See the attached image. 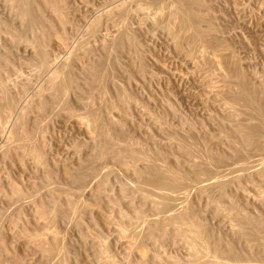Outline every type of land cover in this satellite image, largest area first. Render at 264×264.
<instances>
[{
  "label": "rangeland",
  "instance_id": "1",
  "mask_svg": "<svg viewBox=\"0 0 264 264\" xmlns=\"http://www.w3.org/2000/svg\"><path fill=\"white\" fill-rule=\"evenodd\" d=\"M58 1L54 10L42 0H21L22 17L15 1L0 0V54L9 59L0 67L8 88L0 86L10 93L9 105L0 93V264H264V0ZM192 14L198 35L185 18ZM42 48L48 69L37 57ZM93 64H100V77L90 85L83 71ZM50 71L66 87L41 116L34 104L47 99ZM241 91L251 95L252 110L238 98ZM4 103L14 109L9 115ZM248 125L254 136L244 145L233 129ZM95 128L146 154L160 149L162 159L148 153L154 162L144 157L148 162L136 168L151 163L166 177L181 176L182 186L168 181L156 188L149 175L134 177L112 156L89 162ZM175 133L193 148L185 146L196 155L192 162L175 147ZM171 137L178 139L174 145ZM32 148L41 166L29 155ZM87 163L93 171L86 181L67 179L66 172ZM102 180L105 191L97 194ZM53 197L64 211L40 213L38 206L48 210ZM139 210L142 219L135 218ZM176 212L184 217L175 223L177 229L184 223L183 236L168 225ZM150 227L165 237L150 240Z\"/></svg>",
  "mask_w": 264,
  "mask_h": 264
},
{
  "label": "bare ground",
  "instance_id": "2",
  "mask_svg": "<svg viewBox=\"0 0 264 264\" xmlns=\"http://www.w3.org/2000/svg\"><path fill=\"white\" fill-rule=\"evenodd\" d=\"M13 1H15L16 3H17V7H19V9H20V14H21V16L22 17H24V12H23V3L21 2V0H13ZM24 1V0H23ZM44 3H46V5H49V7L50 6H52L53 7V9L55 10L56 8H58V6L56 7V0H42ZM58 1V0H57ZM58 2H60V0L58 1ZM6 3V2H5ZM10 5V4H9ZM8 5V6H9ZM15 6H16V4H14ZM45 5V4H44ZM24 6H25V4H24ZM11 7V6H10ZM13 7V6H12ZM124 7V6H123ZM57 10V9H56ZM53 11V10H52ZM19 12V11H18ZM55 12V11H54ZM57 13H58V11H56ZM189 12V11H188ZM187 11L186 12H183V14L185 13H187L186 15H190V12L188 13ZM57 13H55L56 14V16H57ZM182 13V12H181ZM183 14H181L182 16H183ZM39 15V14H38ZM59 13H58V18H59ZM62 15L63 14H61V16H60V18L62 17ZM181 16V17H182ZM13 17V16H12ZM184 17V16H183ZM182 17V18H183ZM187 17V19H186V21L188 22V24L190 25L191 23H192V27H193V29L191 30L190 29V27H191V25H190V27H189V29L191 30V31H193L194 30V28L196 29L195 31H193L194 33H196L197 34V22H196V20H195V16L192 14V19H191V16H189L190 17V19L191 20H189L188 19V16H185V18ZM58 18H57V20H58ZM63 19H64V17H62ZM181 18V19H182ZM22 19H24V18H22ZM12 20V19H11ZM30 20V19H29ZM184 19H182V21H183ZM25 21V20H24ZM190 21H193V22H190ZM22 22H23V20H22ZM58 22H59V20H58ZM63 22V21H62ZM61 22V20H60V23H62ZM183 22H185V21H183ZM32 23V22H31ZM46 23V22H45ZM182 23V22H181ZM186 23V22H185ZM23 25V24H22ZM95 25V24H94ZM183 25V24H182ZM185 25H187V24H185ZM32 26V25H31ZM188 26V25H187ZM186 26H184V29H186L187 30V28H185ZM48 28V27H47ZM38 29V28H37ZM189 29L187 30V31H189ZM33 30V29H32ZM23 31V30H22ZM37 31V30H36ZM46 31V30H45ZM34 32V31H33ZM36 34V33H35ZM44 34V33H43ZM41 35V34H40ZM198 35V34H197ZM41 37V36H40ZM43 37V36H42ZM194 38L195 37H198V36H193ZM122 39V38H121ZM130 39V38H129ZM195 39H197V38H195ZM127 40V39H126ZM130 40H132V39H130ZM130 40H127V41H130ZM123 41V40H122ZM121 43V42H120ZM123 43V42H122ZM130 43V42H129ZM132 43V42H131ZM130 43V44H131ZM104 46V45H103ZM107 47V46H106ZM44 48H42V49H40L38 52H37V57H38V59L40 60V63H41V65L40 66H42V68L44 67V69L45 68H47L48 69V67H49V65H48V61H47V56H46V52L43 50ZM114 49V48H113ZM6 55V54H5ZM5 55H3V53L2 54H0V67H2L3 66V64H5L6 62V64H8V62L9 61H7V60H9V59H7L6 60V57H7V55L5 56ZM111 55V54H110ZM106 58V57H105ZM102 60V59H101ZM103 61H105V59L103 60ZM99 62H101L102 63V61H99ZM113 63V62H112ZM9 65V64H8ZM100 65V64H99ZM99 65H95V64H93V66H87V67H85L84 68V71L83 72H86V74L87 75H85V76H87L88 77V79L86 78V80H88V82L90 83V85H91V83H95V82H97L98 81V79H99V77H100V68L98 67ZM5 67H7V66H5ZM102 67V66H101ZM3 68V67H2ZM1 69V68H0ZM2 70V69H1ZM1 70H0V74H1ZM40 70V69H39ZM63 70V69H62ZM51 72V74H50V77L48 78V84H47V99H44V98H42V96H40V97H38L37 99H38V101H35V102H37V104L35 103L34 105H36V111H37V113L38 114H40L41 115V113H42V111L44 110V108H46L45 106L47 105V104H50L51 103V105H52V103H54V106H55V101H56V99H59V98H61V97H59V98H57V96H58V94H59V92L60 91H63L62 89H63V86H64V84H63V86L60 84L61 82H62V80H60L59 82H58V72H52V71H50ZM1 76H2V74H1ZM61 78V77H60ZM71 78V77H70ZM62 79H64V78H62ZM66 79V78H65ZM101 79V78H100ZM70 80V79H69ZM68 79L67 80H64V81H66V85H68L69 84V82H71V81H69ZM0 81H1V78H0ZM69 81V82H68ZM4 81H1V83H0V85L2 84V86H4L3 83ZM87 82V83H88ZM72 83V82H71ZM17 84V83H16ZM5 85H6V83H5ZM2 86H0V93H2V95L3 96H5L6 95V97H4V102H7V104H8V102L10 101V99L8 100V101H6L5 99L7 98V93H9V91L7 92V90H5V89H7L6 88V86H4V88L2 87ZM69 86V85H68ZM64 87H66V86H64ZM10 90V89H9ZM21 90V89H20ZM45 91V90H44ZM7 92V93H6ZM19 92V91H18ZM65 92V91H64ZM42 93H44V92H42ZM118 93V92H117ZM10 94V93H9ZM8 94V95H9ZM2 95H0V96H2ZM43 95V94H42ZM121 95V94H120ZM59 96H61V95H59ZM118 96H119V94H118ZM117 96V97H118ZM10 97V96H9ZM3 98V97H2ZM238 98L239 99H241V100H243L246 104H245V106L246 107H248L247 106V104L250 106V105H252V103H251V95L249 94V93H247V92H245V91H241L240 93H238ZM80 99H82V98H80ZM125 98H124V96H123V94L121 95V96H119L118 97V99H117V102L119 101V102H122L123 100H124ZM2 101V100H1ZM13 100H11V102H12ZM58 101V100H57ZM63 101V100H62ZM113 101V100H112ZM111 101V102H112ZM10 102V103H11ZM16 102V101H15ZM59 102V101H58ZM125 102V101H124ZM123 102V103H124ZM13 103V102H12ZM31 103V102H30ZM57 103V102H56ZM61 104V103H60ZM121 104V103H120ZM1 105V104H0ZM9 105V104H8ZM6 106V103H4V106H6L5 107V109H7L8 108V110H9V112H6V114H10V112H11V110L12 109H10L9 107H11V106ZM13 105V104H12ZM112 105V104H111ZM113 105H115V104H113ZM14 107V106H13ZM12 107V108H13ZM252 107H254V106H252ZM256 107V106H255ZM254 107V108H255ZM258 108H259V106H257ZM69 108H70V106H69ZM253 108V110H254V112H256L255 111V109ZM257 108V109H258ZM2 109V108H1ZM248 109H251V106H250V108H248ZM14 110V109H13ZM12 110V111H13ZM23 110V109H22ZM252 110V109H251ZM260 110V109H259ZM258 110V112H260V113H262L261 111H259ZM4 111V112H3ZM35 111V112H36ZM1 113V112H0ZM13 113V112H12ZM8 114V115H9ZM19 114H21V115H19V116H21L19 119H21L23 116H24V114H23V111H22V113H19ZM37 114V115H38ZM231 115H233L232 113H230ZM256 114V113H255ZM263 114V113H262ZM1 115H5V110L4 109H2V113H1ZM35 115V114H34ZM228 115H229V112H228ZM230 115V116H231ZM251 115H254V114H252L251 113ZM250 115V116H251ZM42 116V115H41ZM229 116V117H230ZM234 116V115H233ZM257 116V115H256ZM259 116V115H258ZM263 116V115H262ZM6 117V116H5ZM95 117V116H94ZM228 116H227V118L228 119H230ZM261 117V116H260ZM8 118V117H7ZM10 118V117H9ZM226 118V117H225ZM226 118V119H227ZM252 118V117H251ZM253 118H255V117H253ZM18 119V120H19ZM234 119V118H233ZM257 119V118H256ZM259 119V118H258ZM261 119V118H260ZM263 119V118H262ZM261 119V120H262ZM36 120V119H35ZM231 120H232V117H231ZM112 121V120H111ZM252 121V120H251ZM254 121H255V119H254ZM117 122V121H116ZM262 122V121H261ZM260 122V123H261ZM37 123V122H36ZM107 123H109V122H107ZM25 124H26V122H25ZM39 124V123H38ZM80 124V123H79ZM112 124V123H111ZM119 126V125H118ZM252 126V125H251ZM247 126V127H245V126H236L234 129H233V135H235V137H237L238 138V140L240 139V141H242V142H240V143H242V144H247L252 138H253V136H254V131H253V127L254 126ZM117 127V126H116ZM88 128H90V126L88 127ZM87 128V129H88ZM105 129V128H104ZM119 129V128H118ZM37 130V129H36ZM90 130V129H89ZM88 130V131H89ZM120 130V129H119ZM94 131L95 132H93V129H92V134L93 133H97L96 135H97V137H98V139H97V141H96V143H93V144H96V147L94 148V152H93V155L91 156V160H89V162L91 161V162H93V163H95L94 161H96L97 162V160H98V162H99V159H101L103 156H105V157H107V156H112L111 158H113V161L115 162L116 161V163L118 162V164H120L121 165V167L122 168H124L125 170H130L131 172H132V174L134 175V177H136V178H141V177H147L148 175L150 176V181H152V183H153V185L156 187V188H161V189H163L164 188V186H162V185H164V183H167L168 181H170L171 183H172V185L174 184H179L180 185V183L182 182L181 181V179L182 178H180L179 176H177V175H168V172H167V176L168 177H166L165 175H164V173L165 172H163V171H157L156 170V168L154 167L155 165H152L151 163H153L154 161H152L154 158L153 157H151V159H149L150 157H148L149 155H148V153H149V151H147V154L145 153L146 152V150H145V152H144V148H143V150H140V149H138V150H136V149H133L135 146H133V148L132 147H130L128 144H126V141L125 142H117L116 141V138H113L112 136H110L109 134H108V132H106V131H104V130H102V129H99V128H95L94 129ZM19 132V131H18ZM21 132V131H20ZM25 132V131H24ZM90 132V131H89ZM16 133V132H15ZM26 134H27V132H26ZM26 134H25V136H26ZM111 134V133H110ZM95 135V136H96ZM174 135H178L177 133H175ZM232 135V136H233ZM24 136V137H25ZM32 136H33V134H32ZM40 136V135H39ZM91 136H93V135H91ZM95 136H93V138L92 139H94L93 141L95 142V139L97 138V137H95ZM28 137V136H27ZM34 137V136H33ZM178 137H179V141H178V143H177V141H175V139L177 138V137H175V139L173 138V137H171V139H172V143H173V140L175 141V144H176V146L175 147H177V150H179L182 154H184L185 156H187L188 158H191L190 160H191V162L193 161V159L194 158H192L193 156H194V154H191L190 155V150L189 149H191L190 148V146H189V144L187 143V141H186V144H188V146H187V148L189 147V151L187 150V148L185 147L186 146V144H185V146L183 145V143H181V142H183V141H181L180 139H181V137H180V135H178ZM169 138H170V136H169ZM169 138H166V140L167 139H169ZM21 139H22V137H21ZM26 139V138H25ZM186 139V138H185ZM20 140V139H19ZM29 140H30V138H29ZM34 140V139H33ZM126 140V139H125ZM165 140V141H166ZM170 140V139H169ZM176 140H178V139H176ZM182 140H184V139H182ZM192 140V139H191ZM22 141V140H21ZM24 141V140H23ZM124 141V140H123ZM171 141V140H170ZM189 141V140H188ZM13 142V141H12ZM18 142V141H17ZM167 142H168V140H167ZM20 143V142H19ZM30 143V142H29ZM32 143V142H31ZM132 143V142H131ZM166 143V142H165ZM184 143H185V141H184ZM14 144V143H13ZM21 144V143H20ZM23 144V143H22ZM166 144H168V143H166ZM234 144H235V142H234ZM238 144V143H237ZM134 145V144H133ZM169 145V144H168ZM171 145V144H170ZM173 145H174V143H173ZM192 145V144H191ZM19 146H23V145H19ZM27 146V145H26ZM31 146V145H30ZM93 146H95V145H93ZM131 146H132V144H131ZM236 146V145H235ZM242 146V145H241ZM17 148H18V146H16ZM33 147V146H32ZM137 147V146H136ZM192 147H193V145H192ZM198 147V146H197ZM25 148V147H24ZM39 148V147H38ZM156 148V147H155ZM243 148V147H242ZM5 149V148H4ZM7 149V148H6ZM8 149H9V147H8ZM10 149H11V147H10ZM20 149L21 150H23L21 153H22V156H23V152H25V150L23 149V148H21L20 147ZM31 149V148H30ZM193 149V148H192ZM191 149V150H192ZM2 150V149H1ZM18 150V149H17ZM29 150V149H28ZM156 150V149H155ZM195 150V149H194ZM199 150V149H198ZM7 152H8V150H7ZM9 152H10V150H9ZM201 152H202V150H201ZM26 153V152H25ZM24 153V154H25ZM150 153H151V151H150ZM149 153V154H150ZM152 153H154V156H155V159H156V157H159L160 159H162V157H161V155L164 153H161V150L159 149H157L155 152H154V149H153V152ZM151 153V154H152ZM27 154H28V152H27ZM32 154V157H33V159L35 160V163H37L36 165H38V163H39V165L38 166H41L40 165V162H42L41 160H42V158H41V154H40V152H37V149L35 150H33V148H32V150H31V152H29V155H31ZM201 154V153H200ZM205 154V153H204ZM8 155V154H7ZM6 155V156H7ZM148 155V156H147ZM153 155V154H152ZM151 155V156H152ZM198 155V154H197ZM206 155V154H205ZM4 156V155H3ZM125 156H126V159H124V160H122V157H124L125 158ZM162 156H164V154L162 155ZM196 156V155H195ZM194 156V157H195ZM200 156V155H199ZM127 157L129 158V160H130V164L129 165H127V163L125 164V162L127 161ZM145 157V159L146 160H148V161H150L151 163H144V162H142V168L140 169V168H136V166L139 164L138 162H140V160H142L143 158ZM203 157H205L204 155H203ZM208 157V156H207ZM207 157H205L206 159H207ZM153 158V159H152ZM188 158H187V160H188ZM145 159H143L144 161H145ZM202 159V158H201ZM190 160H189V162H190ZM204 160V159H203ZM209 161H210V159H208ZM101 161V160H100ZM148 161H145V162H148ZM201 161V160H200ZM138 163V164H137ZM204 163H205V161H204ZM208 163V162H207ZM141 164V163H140ZM155 164V163H154ZM82 166H78V169L77 170H73V171H71V172H69L68 170V172H66V177H67V179H69V181H71L72 183L73 182H76V183H80V185H81V183H83L84 182V180H85V177H87L86 176V174H88L87 172H89V170L91 169V163H87L86 165H88V167L86 166V165H83V164H81ZM90 165V166H89ZM136 165V166H135ZM97 166V165H96ZM158 166V165H157ZM90 167V168H89ZM141 167V166H140ZM159 167V166H158ZM94 168V167H93ZM95 169V168H94ZM98 169V168H97ZM157 169H159V168H157ZM162 168H160V170H161ZM162 170H164V169H162ZM90 171H93V170H90ZM96 172H98V171H96ZM170 172V171H169ZM91 173V172H90ZM90 173H89V175H90ZM94 173V172H93ZM173 173H175V172H173ZM45 174H46V172H45ZM175 174H178V173H175ZM44 175V174H43ZM92 175V174H91ZM97 175V174H96ZM45 176V175H44ZM43 176V177H44ZM95 176V175H94ZM47 177H48V175H47ZM99 177V176H98ZM45 178V177H44ZM51 179V178H50ZM66 179V180H67ZM95 179H97V178H95ZM94 179V180H95ZM99 180V179H98ZM104 180V179H103ZM100 181L98 184H97V189H96V193L97 194H102L103 193V191H105L104 190V181ZM141 180V179H140ZM50 181V180H49ZM48 181V182H49ZM69 181H68V183H69ZM86 181V180H85ZM147 181V180H146ZM43 182V181H42ZM52 182V181H51ZM144 182V181H143ZM50 183V182H49ZM48 183V184H49ZM87 183V182H86ZM140 183V182H139ZM43 184V183H42ZM45 184V183H44ZM48 184H46V186L48 185ZM59 184V183H58ZM70 184V183H69ZM73 184H75V183H73ZM72 184V185H73ZM54 185V184H53ZM123 185V184H122ZM139 185H141V184H139ZM151 185V184H150ZM166 185H168V186H170L169 184H165V186ZM41 186V185H40ZM44 186V185H43ZM52 186V185H51ZM62 186V185H61ZM74 186V185H73ZM75 186H77V185H75ZM79 186V185H78ZM180 186H182V185H180ZM37 187V186H36ZM45 187V186H44ZM67 187V186H66ZM66 187H65V189H66ZM167 187V186H166ZM40 188V187H39ZM48 188H50L49 187V185H48ZM57 188V187H56ZM121 188H123V186L121 187ZM125 188V187H124ZM123 188V189H124ZM142 188V187H141ZM141 188H140V190H141ZM155 188V189H156ZM169 188V187H168ZM177 188V187H176ZM51 189H53V193H56L55 191H56V189H55V191H54V188H51ZM64 189V190H65ZM68 189V188H67ZM70 189V188H69ZM49 190V189H48ZM58 190V189H57ZM62 190V189H61ZM63 190V191H64ZM127 189H125V191H126ZM135 190V189H134ZM140 190H138V193H139V191ZM142 190H143V188H142ZM35 192H37V191H35ZM52 192V191H51ZM12 193L14 194V195H16V196H20V190L19 189H17V188H15V187H13L12 188ZM26 193V192H25ZM30 193V192H29ZM66 193V192H65ZM105 193V192H104ZM127 193V192H126ZM141 193V192H140ZM144 193V192H143ZM28 194V193H27ZM37 194V193H36ZM36 194H34V195H36ZM57 194V193H56ZM69 194V193H68ZM67 194V195H68ZM30 195V194H29ZM52 195V194H51ZM62 195H63V193H62ZM142 195V194H141ZM140 195V196H141ZM30 196H32V197H34L32 194L30 195ZM57 196H59V195H57ZM64 196V195H63ZM21 197V196H20ZM52 197V196H51ZM65 197V196H64ZM63 197V198H64ZM69 197V196H68ZM143 197H144V194H143ZM24 198V197H23ZM25 198H27V197H25ZM31 198V197H30ZM59 199V198H58ZM57 199V200H58ZM80 199V198H79ZM19 200V199H18ZM47 200H49V199H47ZM57 200L53 197V198H51L50 200H49V206H50V208H48V210L46 209V207L44 206V204H40L39 206H38V208H39V212L40 213H43L44 214V212L45 213H47V215H49L50 214V216L52 215H54L56 212H59V210H63L61 207V209H59V204H57L58 202H57ZM63 200V199H62ZM65 200H66V202L64 203L65 205H68V204H70V200H69V198H67V197H65ZM78 201V200H77ZM81 201V200H80ZM40 202V201H39ZM47 202V201H46ZM73 202H74V199H73ZM76 202V201H75ZM169 202V201H168ZM43 203V202H42ZM75 204H77V203H75ZM75 204H73V203H71V205L70 206H75ZM83 204V203H82ZM169 204V203H168ZM14 205V204H13ZM47 205V204H46ZM37 206V205H36ZM61 206V205H60ZM69 206V207H70ZM77 206H79L78 204H77ZM155 206V205H154ZM172 206V205H171ZM18 208V207H17ZM68 208V207H67ZM71 208V207H70ZM78 208V207H77ZM76 208V209H77ZM167 208V207H166ZM165 208V209H166ZM170 208H172V207H170ZM15 209V208H14ZM155 209V208H154ZM16 210V209H15ZM138 210V209H137ZM158 210V209H157ZM164 210V209H163ZM162 210V211H163ZM168 210V209H167ZM8 211V210H7ZM47 211V212H46ZM64 211V210H63ZM75 211H77V210H75ZM78 211H80V210H78ZM78 211H77V213H78ZM169 211V210H168ZM167 211V212H168ZM170 211H171V209H170ZM65 213V212H64ZM74 213V212H73ZM80 213V212H79ZM177 213V215L176 216H173V217H169V223L171 222L172 224H169L167 221V223H168V225L169 226H171V225H175V223L176 222H182L183 221V219H184V217H183V215H182V213H181V216L178 214V212H176ZM4 215V214H3ZM60 215H61V213H60ZM65 214H63V216H64ZM68 215V214H67ZM70 215V214H69ZM68 215V216H69ZM76 215V214H75ZM161 215V214H160ZM179 215V216H178ZM51 216V217H52ZM77 216V215H76ZM75 216V217H76ZM78 216H80V215H78ZM141 213H140V210L139 211H135V218L136 219H138V218H141ZM81 217V216H80ZM134 217V216H133ZM143 217V216H142ZM70 218V217H69ZM79 218V217H78ZM134 218V219H135ZM68 219V218H67ZM73 219H75V221H76V219L77 218H73ZM142 219V218H141ZM140 219V220H141ZM188 219V221H190L189 220V218H187ZM242 219H243V217H242ZM247 219V218H246ZM71 220V219H70ZM128 220V219H127ZM131 220V219H130ZM139 220V221H140ZM241 220V219H240ZM247 220H249V219H247ZM78 221V220H77ZM139 221H137V222H139ZM143 221V220H142ZM161 221V220H160ZM187 221V220H186ZM244 221V220H243ZM241 221L242 223H244V222H247V221ZM69 222V221H68ZM128 222V221H127ZM132 222H134V220H132ZM131 222V223H132ZM136 222V221H135ZM134 222V223H135ZM136 222V223H137ZM155 222H157L158 223V221H156L155 220ZM184 222V221H183ZM129 223V222H128ZM134 223H132V224H134ZM140 223H141V221H140ZM147 223V222H146ZM162 223V222H161ZM187 223V222H186ZM186 223H185V225H186ZM189 223V222H188ZM187 223V224H188ZM190 223H192V221L190 222ZM194 223V222H193ZM252 224H257L256 222H254V221H252L251 222ZM144 224H145V222H144ZM184 224V223H183ZM182 223H181V226H179L178 228L179 229H177V226H176V228L174 229V231L173 232H176V229H177V231H179L178 233H179V235L181 236H183L187 231V229L184 231V229L182 228V225H183ZM197 224V223H196ZM244 224H246V223H244ZM248 224V223H247ZM246 224V225H247ZM174 225H173V227H174ZM178 225V224H177ZM198 225V224H197ZM196 225V226H197ZM258 225H259V223H258ZM128 226V225H127ZM130 226V225H129ZM132 226V225H131ZM134 226V225H133ZM132 226V227H133ZM135 226H137L136 224H135ZM139 226V225H138ZM153 227H154V225H152ZM155 226H156V224H155ZM158 226V225H157ZM156 226V227H157ZM190 226V228L193 226V224H190L189 225ZM189 226L187 225V227L186 228H188L189 230H190V228H189ZM195 226V225H194ZM193 226V228H191V231H192V233L191 234H193V236H194V238L196 239V241H199V235H200V233H198L199 232V230H197L195 227ZM199 226V225H198ZM252 226V225H251ZM183 227H185L184 225H183ZM246 227V226H245ZM195 228V229H194ZM200 228V227H199ZM231 228V227H230ZM131 229V228H130ZM150 229H151V231H150ZM160 229H162V228H160ZM235 229V228H234ZM238 229L240 230V228L238 227ZM117 230H119V228L117 229ZM153 230L155 231L156 230V228L154 229L153 228ZM153 230H152V227H150L149 228V231L147 232V236L150 238V240L151 239H153V240H155V242H156V240H157V238L158 237H165V234L163 235V234H161V235H159L158 233H160L159 232V230H158V232H157V234L159 235V236H157V234L155 233V232H153ZM162 230H164V229H162ZM161 230V231H162ZM121 232H122V230H120ZM119 231V232H120ZM120 232V234H123L122 236H124L125 234L122 232L121 233ZM166 232V231H165ZM185 232V233H184ZM188 232V233H189ZM201 232V231H200ZM140 233V232H139ZM162 233V232H161ZM164 233V232H163ZM178 233L176 234V235H178ZM202 233V232H201ZM120 234H119V236H120ZM155 234V235H154ZM187 234V233H186ZM190 234V236L192 237V239H193V236ZM163 235V236H162ZM122 236H121V238H122ZM136 236V235H135ZM187 236V235H186ZM189 236V235H188ZM142 237V236H141ZM163 237V238H164ZM190 237V238H191ZM55 238V237H54ZM53 238V239H54ZM139 238H140V236H139ZM42 239L43 238H38V241H37V245L38 246H42L41 244H42ZM195 239L194 240H192V241H194V243H195ZM138 240H140V239H138ZM161 240V239H160ZM158 241H159V238H158ZM54 242V241H53ZM53 242L51 243V244H53ZM56 242V241H55ZM59 242V241H58ZM154 242V241H153ZM191 244L192 246L190 247V248H192V250H193V248H196V247H193L195 244ZM200 243V242H199ZM59 245H61V244H59ZM52 246V245H51ZM201 246V245H200ZM39 247V248H40ZM49 247V246H48ZM53 247V246H52ZM52 247H49V248H47V249H43L42 248V250H44L45 252H47V253H49L50 251H51V249H52ZM203 247V246H202ZM61 249H62V247H60ZM54 249V248H53ZM52 249V250H53ZM56 249V248H55ZM204 249V248H203ZM0 250H1V248H0ZM60 250V249H59ZM65 250H67V249H65ZM191 250V249H190ZM190 250H189V252H190ZM191 250V252H193ZM62 251H64V250H62ZM203 251V250H202ZM46 254V253H45ZM63 254V253H62ZM65 254V253H64ZM192 254H194V253H192ZM52 255V254H51ZM56 255V254H55ZM48 256V255H47ZM63 256V255H62ZM66 256V255H65ZM194 256V255H193ZM59 257V256H58ZM52 258V257H51ZM50 258V259H51ZM59 258H61V257H59ZM63 258V257H62ZM55 259V258H54ZM58 259V258H57ZM56 259V260H57ZM197 259H198V257H197ZM55 260V261H56ZM59 260V259H58ZM194 261H195V259H194ZM197 261V260H196ZM58 262V261H57ZM59 262H60V260H59ZM193 262V261H192ZM202 262V264H207V262L205 263H203V261H201ZM2 263V262H1ZM197 263V262H196ZM196 263H190V262H188L187 264H196ZM16 264V263H15ZM210 264V263H209Z\"/></svg>",
  "mask_w": 264,
  "mask_h": 264
}]
</instances>
